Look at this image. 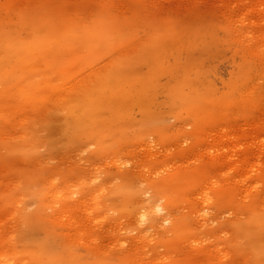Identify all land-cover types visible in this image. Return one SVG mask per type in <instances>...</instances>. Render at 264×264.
<instances>
[{
	"label": "rangeland",
	"instance_id": "rangeland-1",
	"mask_svg": "<svg viewBox=\"0 0 264 264\" xmlns=\"http://www.w3.org/2000/svg\"><path fill=\"white\" fill-rule=\"evenodd\" d=\"M166 1L0 0V264H264L254 0Z\"/></svg>",
	"mask_w": 264,
	"mask_h": 264
},
{
	"label": "bare ground",
	"instance_id": "bare-ground-1",
	"mask_svg": "<svg viewBox=\"0 0 264 264\" xmlns=\"http://www.w3.org/2000/svg\"><path fill=\"white\" fill-rule=\"evenodd\" d=\"M145 1V0H144ZM159 1V0H158ZM162 1V0H161ZM164 1V0H163ZM168 1V0H167ZM166 1V2H167ZM153 2V1H152ZM157 2V1H156ZM171 2V1H170ZM195 2V1H194ZM147 3H149V2H147ZM182 2H180L179 4H181ZM188 3V2H187ZM192 3V2H191ZM197 2H195V6L197 5L196 4ZM198 3H199V1H198ZM145 4V3H144ZM154 4V3H153ZM166 4V3H165ZM174 4V3H173ZM190 4V3H189ZM188 4V5H189ZM193 4V3H192ZM200 4V3H199ZM229 4V3H228ZM155 5V4H154ZM158 5V4H157ZM160 5H162V4H160ZM168 5H170L169 3H168ZM184 5V4H183ZM167 6V5H166ZM195 6H192L193 8L195 7ZM200 6V5H199ZM198 6V7H199ZM226 6H228L229 7V12L227 13L226 12V18H225V20H226V23H227V25H228V27H230L229 28V30L231 29V31L232 32H234V34H236V36H237V39L239 38V40H240V42H238V40H237V42L238 43H241V45H243V47H245L246 49H248V50H246L247 52L249 51V54L251 53V55L253 56H261L263 53H264V32H262V30H263V27H264V25H263V27H262V25L260 24V22L258 23L257 21V23L256 22H254L256 19L254 18V16H257V15H261V17H263L264 18V0H254V1H252L251 3H249V4H247V5H245L244 7H243V9H242V12H240L239 14H236V11H235V9H237V8H239L240 9V7L236 4V5H234V4H229V5H226ZM144 7H146V6H144ZM150 7V6H149ZM148 7V8H149ZM152 7V6H151ZM150 7V8H151ZM191 7V5H190V8H192ZM235 11V13H233ZM258 12L259 14H257V13H255V12ZM254 14H257V15H254ZM253 18H254V20H253ZM262 18V19H263ZM262 19H260L259 21H262ZM187 20V19H186ZM224 20V21H225ZM258 20V19H257ZM224 23V22H223ZM262 24H264V22H262ZM250 29V31L249 30H247V29ZM264 31V30H263ZM233 35V34H232ZM231 37H233V36H231ZM240 45V46H241ZM244 48V49H245ZM243 49V48H242ZM243 51V50H242ZM245 51V52H246ZM246 52V53H247ZM256 57V58H257ZM262 57H263V55H262ZM261 57V58H262ZM253 58V57H252ZM259 58V57H258ZM263 60H264V58H262ZM254 62H256V60L254 61ZM94 81V80H93ZM248 88V87H247ZM254 87H252V89H253ZM250 89V88H249ZM250 91V90H249ZM253 91V90H252ZM246 93V92H245ZM244 94V93H243ZM247 95V94H246ZM236 96V95H235ZM239 96V95H238ZM244 96V95H243ZM5 133V132H4ZM3 134V133H2ZM6 134V133H5ZM6 137V136H5ZM4 137V138H5ZM190 155H191V153H190ZM188 157V156H187ZM191 158V157H190ZM194 158V157H193ZM197 158V157H196ZM188 159V158H187ZM186 159V160H187ZM140 160V159H139ZM143 160V159H142ZM146 160V159H145ZM178 161V160H177ZM193 161V160H192ZM179 162V161H178ZM182 162V161H181ZM195 162V161H194ZM177 163V162H176ZM170 164V163H169ZM251 164V163H250ZM70 165V164H69ZM120 165V164H119ZM185 165V164H184ZM245 165H247L246 163H245ZM248 166V165H247ZM246 166V167H247ZM250 166V165H249ZM253 166H255V165H253ZM190 167V166H189ZM188 167V168H189ZM234 167V166H233ZM242 167V166H241ZM240 167V168H241ZM259 167V166H258ZM226 169V168H225ZM242 169V168H241ZM249 169V168H248ZM217 170V169H216ZM245 170V169H244ZM147 171V170H146ZM154 171V170H153ZM137 172H139L138 170H137ZM152 172V171H151ZM141 173V172H140ZM216 175H217V173H216ZM45 180H47V178L45 179ZM48 180H50V179H48ZM49 182V181H48ZM214 182V181H213ZM9 183V182H8ZM49 184V183H48ZM209 184H210V182H209ZM224 184V183H223ZM216 185V184H215ZM106 186V185H105ZM106 188V187H105ZM203 188V187H202ZM101 189V188H100ZM210 190H211V187H210ZM102 191V190H101ZM58 192V191H57ZM196 192H198V191H196ZM96 193H98V192H96ZM199 193V192H198ZM241 195V194H240ZM196 196V195H195ZM232 197V196H231ZM247 197V196H246ZM246 199V198H245ZM249 199V198H248ZM81 201V200H80ZM214 203V202H213ZM244 203V202H243ZM84 208V207H83ZM91 208V207H90ZM216 208V207H215ZM87 211V210H86ZM58 213V212H57ZM70 214V213H69ZM72 215V214H71ZM239 216V215H238ZM59 218V217H58ZM59 219H61V218H59ZM105 220V219H104ZM100 221V220H99ZM98 221V222H99ZM59 222V221H58ZM93 222V221H92ZM94 223V222H93ZM84 227V226H83ZM91 227V226H90ZM75 228V227H74ZM252 228V227H251ZM6 230V229H5ZM179 232H180V230H179ZM4 233V232H3ZM71 233V232H70ZM9 234V233H8ZM247 234V233H246ZM3 235V234H2ZM8 236V235H7ZM74 238V237H73ZM79 238V237H78ZM92 238V237H91ZM2 240V239H1ZM94 241H95V239H94ZM94 241H93V243H94ZM95 242H97V240L95 241ZM98 244H100V241H99V243ZM90 245H91V243H90ZM94 245H96V244H94ZM93 245V246H94ZM134 245V244H133ZM96 246H98V245H96ZM96 246H95V248H96ZM136 246V245H135ZM98 250V249H97ZM111 250V249H110ZM129 251V250H128ZM110 252V251H109ZM134 258V257H133ZM137 259V258H136ZM139 259V258H138ZM159 259V258H158ZM135 260V259H134ZM221 262V261H220ZM142 264V263H141Z\"/></svg>",
	"mask_w": 264,
	"mask_h": 264
}]
</instances>
